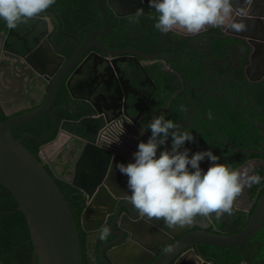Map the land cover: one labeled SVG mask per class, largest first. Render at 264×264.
Segmentation results:
<instances>
[{
  "label": "flooded vegetation",
  "instance_id": "af4514ba",
  "mask_svg": "<svg viewBox=\"0 0 264 264\" xmlns=\"http://www.w3.org/2000/svg\"><path fill=\"white\" fill-rule=\"evenodd\" d=\"M112 2L116 9L110 5L108 0H103L109 23L114 17L120 18L115 25H117L118 32L127 38L130 45H122L121 36L116 39L112 38L114 29L111 24L108 36H99L95 33L104 28L98 0L96 2L98 15L95 16L94 24L91 23L93 25L89 27L70 24V30H68L61 26L56 10H54L57 8L56 5L53 6V9L45 10L41 16L20 23L15 28H8L0 20V25H2L0 27V79L8 80L6 72L10 71L13 76L14 71H18L16 74L21 81L15 77L13 80L16 83H23L22 87L26 85L30 89L35 80L40 81V75L36 76L31 71L34 68L32 64H37L40 68H50L54 64H61L63 67L66 61L72 57L77 46L84 43L89 33L96 42L101 43L109 50L129 48L144 54L155 53L158 47L152 52L142 49L148 48L147 32L151 27L143 25L142 21L144 17H148L155 23L154 9L151 8L150 13H144L145 7L149 6L148 3H144L142 15L137 20L134 16L135 13L119 16L118 13H125L129 10L121 7L114 0ZM234 7L237 10L243 9L245 12L244 15L236 14L234 17L237 21L244 23L243 30L234 31L227 26L215 28L206 26L196 34L171 31L178 37H189V41L185 45H181L177 39L172 40L170 44L165 41L161 52L166 58L159 57L150 60L130 51L107 52L96 45V42L93 41L94 44L90 42L92 44L83 56L78 58L67 75L66 73L63 75L62 79H64L48 111L52 110V113L55 114L60 107L67 108L74 116L67 119L100 116L105 122H118L121 128H125L122 124L125 119L140 131L155 115L163 111L169 118L185 126L190 124L192 127L194 142H186V147L191 150L189 154L208 148H211L213 153L218 156L232 157L230 151L242 152L244 153L242 155L236 154L238 158L244 159L239 167L249 160L253 162L251 168L259 173L260 167L264 166V155L256 153L257 156L248 158V153L235 148L261 149L263 144V140L258 141L260 135L262 138L263 135L254 120H259L264 125V0H234ZM123 18L128 20L126 25ZM134 20L135 22H133ZM137 22L140 23L139 26ZM129 29L132 31L127 35ZM39 47L44 48L46 54L37 55ZM157 63H160L164 70L159 74V81H162L165 86V94L170 90V85L173 87L178 80L182 84V88L178 89L175 94L180 90L183 93L177 98L174 105L171 104L173 96L165 103V98L160 95L164 89L157 90V84L153 82L155 77L148 67ZM128 78L129 83L127 82ZM184 80L187 81L186 86ZM67 83L70 84V89L66 87ZM48 88L49 85H46L47 90ZM27 92L31 96L34 95L35 101L40 97V93L36 89H33L31 94L30 90H20L19 87H14L13 97H10L9 94L6 95L3 103L7 114L4 116L0 114L5 117L3 121L30 109L25 108V106L32 105ZM59 98H66V100L62 101L60 106H56ZM12 111L13 113L9 114ZM209 113L212 114V119L208 118ZM252 125L258 130V133L255 132ZM113 129L114 133L112 134L104 132L101 135L100 133V137L102 136L107 141L106 144L114 142L113 139L117 137H119L120 145L122 143L125 145V142L133 144L130 133H125L126 137H124L122 129L117 134L115 132L119 131L118 128ZM143 132L150 135L148 130ZM238 139H241L239 145L236 143ZM248 141L253 142L255 146L243 147V144ZM112 144H116V141ZM73 145L78 146L79 141L68 138L64 146L60 148L61 151L65 150L64 162L63 158L60 159L62 153H59L57 157L55 155V161L70 164L76 152L72 150ZM106 147L109 148L108 152L113 149V146L106 145ZM204 161L207 162V158ZM251 187L252 185L243 190L245 205L235 202L236 208L233 206L230 214L225 213L219 219L214 216L196 218L193 221L195 225L189 228H198L199 225L196 224L198 223L208 226L207 229L213 231H225L233 228H236L233 232L239 230L245 220L249 218L255 201V197L250 194ZM129 209L125 203L121 205L120 216L114 228L119 229V222L124 218L132 221L142 220L145 229H139L138 233L142 235L143 246L149 248L154 256L161 248L175 239L173 237L175 235L169 229L158 226L152 220L149 221L141 215L136 219L125 217L129 214ZM238 209H241L242 212L248 211L249 216L246 213H241ZM135 211L137 210L135 209ZM233 213L238 215H232ZM112 220L113 216H110L104 227H108ZM98 232L99 230L88 232L89 237L94 236L91 240L92 244L96 243ZM110 236L108 241L117 237V235L111 234ZM127 238L126 235L124 240ZM193 247L197 252L198 245ZM106 253L107 250H105L107 256ZM188 256L191 257L192 262L187 260ZM88 257L90 264H105L99 258V251L96 255L92 251H88ZM177 259L176 264H193L196 258L190 253L182 258L178 256L171 264H174ZM208 261L217 264L212 259H208ZM23 264H33V260Z\"/></svg>",
  "mask_w": 264,
  "mask_h": 264
},
{
  "label": "water",
  "instance_id": "95a60500",
  "mask_svg": "<svg viewBox=\"0 0 264 264\" xmlns=\"http://www.w3.org/2000/svg\"><path fill=\"white\" fill-rule=\"evenodd\" d=\"M108 1L116 9L113 0ZM114 1L124 9L128 8L129 10L125 13H118L119 16L136 13L137 9H142L144 3H148L147 0ZM98 6L103 16L104 28L95 33L99 36H108L111 27L103 0H98ZM164 33L159 32L157 51L151 54H144L136 49L129 48L121 50L106 49L101 43L96 42L89 33L84 43L77 46L76 51L63 67L61 64H54L50 68L42 66L40 68L39 65L32 64L34 68L31 71L36 76L40 75V81L35 80L33 87L30 89L26 85L22 87L23 83H16L13 80V77H15L18 81H21L16 74L18 71H14L13 76L10 71L6 72L5 75L9 77L10 81L5 78L0 79V114L3 116L7 114L3 102L7 97L6 95L9 94L10 97H13L14 87H19L20 90H30V93L33 89H36L40 93L39 99L35 101L34 95L31 96L27 92V96L30 98L29 102L32 105L25 106V108L30 109L13 115L5 121H0V182L14 195L19 205L18 209L26 217L33 245V264H84L75 218L53 175L78 188L84 195L86 206L81 213V226L84 231L94 232L100 230L109 221L110 216H113L108 228L109 233L117 235V237L104 243L99 250V258L105 264H132L138 258L144 260V264H171L178 256L182 258L190 253L196 258L193 264H212L207 258L198 254L193 246L198 244L218 247L236 246L251 239L263 226L264 191L256 201L250 216L248 211L242 212L241 209H238L241 213H246L249 216L239 230L233 232L236 229L233 228L225 231H213L207 229L208 226L198 223H196L199 225L198 228L191 229L195 224L193 222L186 224L178 233L172 232L175 239L153 259L154 255L150 249L143 246V240L135 237L136 231L142 227L145 229L142 220L132 221L124 218L119 222V229H114L123 203L130 208L129 214L125 217L136 219L140 215L129 203L128 195L130 193H128L129 190L126 186L127 177L118 171L116 164L117 162L126 164L132 161V153L136 151L138 142L146 141L147 133L141 132L134 124L126 122L125 119V122L122 123L125 128H121L118 122H105L100 116H84L79 119L66 118L60 125L57 137L48 143L54 142L61 133L66 134L69 139L78 140L79 145H73L72 147V150L76 152L70 164L57 163L46 156L45 147L47 143L42 146L39 152L41 160L38 159L24 145L22 140L17 139L12 134L14 126L40 116L49 110L64 79H62L63 75L65 73L67 75L69 69L77 62L78 58L83 56L90 44L96 42V45L107 52L130 51L154 60L159 57L166 58L161 52ZM36 54L43 55L46 52L44 48L39 47ZM35 60H37L36 57ZM51 78L53 79L51 80ZM127 82L129 83V78ZM153 82L155 81L153 80ZM46 85H49L48 90ZM66 87L70 89V84L67 83ZM66 87L64 86V88ZM12 113L13 111L9 114ZM254 122L263 135L262 148L235 149L246 153L264 155V125L259 120H254ZM113 128H118L119 131H116V134L122 129L124 137H126L125 133H130L133 144L125 142V145L123 143L120 145V141L116 144H112L115 141L106 144L107 141L102 136L100 137V133L101 135L104 132L112 134L114 133ZM106 145L113 146V149L108 152L109 148ZM57 153H61V149ZM45 164L49 166L53 175L45 167ZM251 166H253V162L248 160L240 167ZM63 172L64 174H62ZM232 215L238 214L233 213ZM152 221L158 226L165 227L161 221ZM190 226L191 228H189ZM165 228L170 230V228ZM127 233L131 236L124 240ZM105 250H107V256ZM177 261L178 259L174 264ZM241 264L249 263L244 261Z\"/></svg>",
  "mask_w": 264,
  "mask_h": 264
},
{
  "label": "clouds",
  "instance_id": "9594fccd",
  "mask_svg": "<svg viewBox=\"0 0 264 264\" xmlns=\"http://www.w3.org/2000/svg\"><path fill=\"white\" fill-rule=\"evenodd\" d=\"M56 0H0V20L8 28L37 18L54 5ZM154 9V27L161 32H201L206 26H227L234 31L245 28L236 14L243 9L234 7V0H147ZM137 9L135 18L142 15ZM135 22V20L133 21ZM209 119L212 114L209 113ZM131 122V121H129ZM190 124L169 118L161 111L141 132L148 130L146 141L137 144L132 161L117 162L116 168L127 177L128 199L131 206L147 220L161 221L167 228L191 224L199 217L219 219L230 214L243 190L260 184L261 177L251 167H233L221 163L211 148L190 153L186 142H194ZM122 133V132H121ZM119 137L114 141L118 142ZM113 142V141H111ZM110 142V143H111ZM210 162L207 170L200 162ZM109 228L102 227L98 239L103 241Z\"/></svg>",
  "mask_w": 264,
  "mask_h": 264
},
{
  "label": "trees",
  "instance_id": "16d2710c",
  "mask_svg": "<svg viewBox=\"0 0 264 264\" xmlns=\"http://www.w3.org/2000/svg\"><path fill=\"white\" fill-rule=\"evenodd\" d=\"M96 2L97 0H56L54 5H56L57 8L54 10H56L61 26H64L68 30H70V24L79 25V27H89L94 24L95 16L98 15ZM54 5H52L49 9H53ZM145 8L146 10L144 11V13L147 14L151 12V8L149 6H146ZM84 14H86V16H84ZM119 20L120 18L114 17L112 21H110V24L114 29L112 38L116 39L117 37L119 38L121 36L122 45L129 44L127 38L123 37L118 32L117 25H115L119 22ZM124 20V23L126 25L128 20ZM139 24L140 23L137 22L138 26ZM142 24L151 26L149 31L147 32L149 38L148 48L142 49L146 52L155 51L158 47L160 31L154 27V23L148 17L143 18ZM0 27H2V25H0ZM131 31V29L127 30V35ZM174 39H177L181 45H185L189 41V37H178V35L170 31L164 33L163 44L165 43V41L170 44V42H172V40ZM148 69L151 71L153 77H155L157 90H159L160 88L164 89V92L162 94H160L159 92V94L162 96V98H165V103L168 99H172L173 96L171 104L173 103L172 105H174V102L183 93V91L180 90V92L178 91L179 93L177 92L175 94L178 89L182 88L181 82L178 80L173 87L172 85H170V90L165 94V86L163 85L162 81H159V74L164 72V70L162 69V65L160 63L153 64L152 66L148 67ZM186 83L187 81L184 80L185 86ZM65 100L66 98H59L58 102H56L55 105L60 106V103ZM71 115V110L67 108L60 107L55 114H53L52 110H50L40 116H37L13 127L12 134L17 139L22 140L24 145L38 159L41 160L39 152L41 151L42 146L57 137L62 121L66 118L74 117L73 115ZM4 119L5 117L0 115V121H3ZM252 127L253 129H255V132L258 133V130L253 125ZM262 140L263 138L260 135L258 141L261 142ZM240 141L241 139H238L236 143H238L239 145ZM252 146H255V144L251 141L243 144V147ZM230 153H232V157H227L224 155L220 156L221 163H228L233 167H239L244 159L238 158V155H242L244 153H236L235 151H230ZM236 154L238 155L236 156ZM253 156H257V154H247L248 158ZM209 164L210 163L208 161L200 162V166L204 170H207ZM45 167L53 175V172L47 164H45ZM258 174L261 177H264V166L260 167ZM53 176L61 191L63 192L75 218L80 236L84 264H90L88 251H92L96 255L102 245L107 242L111 236L109 234L108 237L103 241L99 240L98 237H96V243H91V240L92 238H94V236L89 237V233L84 231L81 226V213L86 206L84 195L78 188L73 187L67 181L62 180L55 175ZM263 191L264 180H262L260 184L252 185L250 194L252 197H255V201L250 210V215L254 210L256 201L263 193ZM18 207L19 205L14 195L3 183L0 182V264H23L26 262H31L32 260L33 245L31 242L30 231L27 225L26 217L24 213L18 209ZM129 235L130 234L127 233V237H129ZM170 243L161 248L158 253H161V251H163ZM198 247V253L202 254V256L207 259L214 260L217 264H240L242 261H246L249 264H264V224L251 239L243 242L242 244L232 247H218L208 244H198ZM156 256H154V258Z\"/></svg>",
  "mask_w": 264,
  "mask_h": 264
},
{
  "label": "rangeland",
  "instance_id": "374dc122",
  "mask_svg": "<svg viewBox=\"0 0 264 264\" xmlns=\"http://www.w3.org/2000/svg\"><path fill=\"white\" fill-rule=\"evenodd\" d=\"M68 138H69V137H68L66 134L61 133V134L59 135V137H58L54 142H52V143H47V145H46V147H45L46 152H47L48 154H50V155H53V156L57 155V156H58V155H59V153H57L58 150H59L61 147L64 146L63 143H65V141H67ZM51 152H52V154H51ZM56 153H57V154H56ZM61 153H62V156H63V155L65 154V150H62ZM62 156L60 157V159H62ZM244 199H245V198H243V195H241V197H239V198L237 199L236 202H237L239 205H245V200H244ZM185 225H186V224H185ZM185 225H182V226H179V225H177V226H173L172 228H170V231H171V232H174V233H178L181 229H183V228L185 227ZM143 226L145 227V224H144V223H143ZM142 228H143V227H142ZM135 237L143 240L142 236L139 235L138 231H136V233H135ZM187 258H188L187 260H189L190 262H192L191 257L188 256Z\"/></svg>",
  "mask_w": 264,
  "mask_h": 264
},
{
  "label": "crops",
  "instance_id": "0c3cea01",
  "mask_svg": "<svg viewBox=\"0 0 264 264\" xmlns=\"http://www.w3.org/2000/svg\"><path fill=\"white\" fill-rule=\"evenodd\" d=\"M51 154H52V152H51ZM46 156H48L49 158H53L52 160L54 161V162H56L55 161V156H53V155H50V154H48L47 152H46ZM61 156H62V154H61ZM56 157H57V155H56ZM62 160H63V162H64V156H62ZM57 160H59V159H57ZM60 163L62 162V161H59ZM138 258V257H137ZM144 262V260H141L140 258H138V259H135L133 262H132V264H144L143 263Z\"/></svg>",
  "mask_w": 264,
  "mask_h": 264
},
{
  "label": "bare ground",
  "instance_id": "6f19581e",
  "mask_svg": "<svg viewBox=\"0 0 264 264\" xmlns=\"http://www.w3.org/2000/svg\"><path fill=\"white\" fill-rule=\"evenodd\" d=\"M122 200V199H121ZM115 229V228H114ZM173 239V238H172ZM171 242V241H170ZM157 254H159V253H157ZM157 254H155V255H157ZM154 258V257H153Z\"/></svg>",
  "mask_w": 264,
  "mask_h": 264
}]
</instances>
